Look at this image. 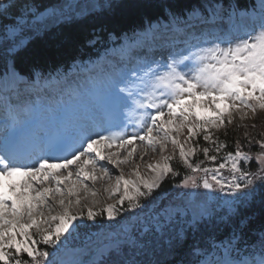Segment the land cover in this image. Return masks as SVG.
Instances as JSON below:
<instances>
[{
	"label": "snow or ice",
	"instance_id": "obj_1",
	"mask_svg": "<svg viewBox=\"0 0 264 264\" xmlns=\"http://www.w3.org/2000/svg\"><path fill=\"white\" fill-rule=\"evenodd\" d=\"M138 6L163 11L168 21L164 31L171 40L167 59H146L109 79L103 86L102 105L67 122L61 118L63 130L39 146L25 143L17 106L10 98L4 101L2 123L10 131L0 144V264H57V246H63L61 237L71 234L70 229L87 227L84 220L95 221L103 214L108 221H116L122 213L135 212L131 218L136 219L147 209L152 227L145 226L141 235L163 234L178 216L187 215L179 205L161 204L162 191H156L165 177L177 175L170 163L177 150L180 162L193 174L185 175L177 187L211 191L215 186L229 196L243 195L223 202L228 215L221 219L231 227L229 238L211 243L210 247L186 249L185 229L181 228L169 240L168 254L178 257L173 264H264V230L259 234V251L253 248L245 252L240 242L247 220L233 219L239 216L236 205L247 200L256 181L264 185V139L255 141L260 150L253 156L254 141L242 124L238 127L245 128L246 143L242 145L237 140L235 151L225 152L218 167H201L190 160L202 151L206 160L216 162L226 144L213 139L211 129L226 128L237 115L244 121L249 113L255 116L264 111V0L251 12L241 13L230 6L229 27L223 33L214 27L223 18V5L207 6L209 16L193 7L186 19L176 10L180 5L147 2ZM78 7L65 2L38 11L33 3L0 0V16L20 10L17 27L8 33L12 39L8 51L15 53L26 46L29 37L24 34L25 27L39 35L44 29L82 19L86 13L76 11ZM90 7L92 11H102L111 5L93 3ZM205 25L212 27H202ZM158 28L159 21L150 23L143 36L155 38ZM36 75L39 79V73ZM0 78L13 83L23 80L11 63L6 64ZM23 111L27 113L29 109ZM131 115L138 118L132 121L128 118ZM129 124H134L131 133ZM201 134L211 148L194 146ZM210 151L216 154L209 155ZM150 153L158 154L160 159L155 163L137 162H144ZM253 159L259 165L256 171L250 170ZM100 161L118 170L114 184L113 174ZM222 169H227L230 178L221 175ZM201 172L205 175H195ZM98 181L106 182L103 191L107 200L115 199V203L103 202L95 188ZM97 206L99 211L95 210ZM196 208L198 211H193L191 220L186 221L191 229L218 228L207 205ZM77 220L81 223L75 224ZM148 243L141 241L136 246L143 250ZM40 244L56 252L37 247ZM115 251L121 254L118 248ZM120 264L140 261L123 260Z\"/></svg>",
	"mask_w": 264,
	"mask_h": 264
},
{
	"label": "rangeland",
	"instance_id": "obj_2",
	"mask_svg": "<svg viewBox=\"0 0 264 264\" xmlns=\"http://www.w3.org/2000/svg\"><path fill=\"white\" fill-rule=\"evenodd\" d=\"M65 1L66 0H60L59 2L53 3L51 6L64 4ZM124 1L126 0H79L74 4V2L71 0V2L69 3L79 5L76 11L85 10L84 12H89L90 14L96 12L91 10L90 6L93 3L101 5H111V7H114L115 5H122ZM130 1L134 3L142 1L146 2L148 0ZM85 2L87 7H84ZM259 3L260 0H255V7L250 9L249 12L256 10L259 6ZM201 4L198 7L205 8V10L200 8L201 12L205 16L210 15L207 6L222 5L216 0H207L202 5ZM81 6L84 8H82ZM108 8L110 7H105L104 9ZM223 9V18L221 19V21H224V25L226 24L225 28H227V26H229L228 13L231 11V9L229 10V12H226L227 8L223 7ZM240 12L242 13L243 11ZM16 14H18L17 18L10 20L11 22L9 24L7 23V21L0 22V55H2L3 57L5 56L6 64L11 63L10 56L12 55V52L8 51V46L12 44V39L9 37L8 33L10 29L17 27L19 23L20 10ZM26 19L28 20V23L31 24L30 17ZM159 23V29L164 30L163 26L167 24L168 21ZM48 29L42 30L40 34L47 31ZM160 33L163 34L162 32ZM24 34L29 37L27 44L36 36H38L36 34H33L31 32V29L28 27H25ZM142 37L143 35L134 33L127 37H122L118 42L115 38L112 37V35H110V42L113 43V46H109L103 52H101L100 57L96 61L88 63L87 66H75L65 74L57 73L53 76V78L50 79H43L41 77H39V79L36 78V80H34L32 84L25 80L24 82L22 80L21 82H23V85L19 86L18 84L16 85L15 83L11 82L8 86L10 89L8 91L9 93H5L2 90V86L5 80L0 78V97L3 99L10 98L11 103L17 106L16 110L19 112L22 119L21 127L24 128V140L26 141L25 143L29 147L31 146L32 140L41 144V142L44 141V136L46 135L49 127H51L53 122L58 123L61 120L62 115H65L66 118L68 117V119H75L76 117L83 115V106H87L88 104V106L93 108V106L96 104V100H99V98H103V86L109 79L116 77L118 73L122 71H129L138 64V61H136L137 59L145 58V56L147 55L145 54V52L147 51L142 49L143 46L140 49H138L139 47L137 46V41L141 42ZM95 38L96 41L100 40L97 34L95 35ZM148 38H151V36H149ZM170 42L171 41H168V43ZM178 47H182V45H178ZM136 48L140 51L138 56H136L137 58H132L136 60H132L130 63H126L124 55L127 54V51H130L131 54L134 55V53L136 52ZM168 51L169 48L167 46L166 53L163 50V53H165L163 57L151 52L155 56H148L147 59H167ZM161 52L162 51H160V54ZM113 61L117 63L116 66H113V64L111 63ZM0 77H3V75H0ZM16 86L19 87V90L24 89L23 93L19 94L20 96L18 95L19 97L17 96L18 89L14 88ZM12 88L14 89L12 90ZM88 91H90L89 93L92 94L87 95L85 92ZM100 94L102 95L101 97ZM66 106L68 108L64 109L66 108ZM23 107H27L29 111L25 113L23 111ZM38 108L43 109V111L40 118H35V114L38 112ZM201 113L204 115H211L203 112ZM255 122L264 123V111H258L255 116L250 113L248 118L244 121H241L237 115L234 118V122L230 125H227L226 128L211 129L213 139H217L218 142L222 141L227 145L226 141L227 139H229L228 136L231 134L230 131H239V134L242 135V133L245 132V128L238 126L242 124L246 125L247 131H249L252 129L251 125H253ZM34 124L36 125L34 126ZM195 145H199L200 147H212L211 144L203 140L202 134L194 141V146ZM258 150L260 149L258 148ZM227 151L230 150L226 146V148L222 149L218 154V159L216 162L206 160L202 151H197L194 156L190 157V160L193 164L200 163L201 167H218L219 163L223 162L222 157ZM169 153H171L170 149ZM214 154L216 153H213L211 151L209 153V155ZM105 163L109 170H112V174L117 173V169L113 168L112 165L107 164L106 161ZM170 163L174 170L177 172V175L171 177L173 181L168 186L169 189L166 192H163V199L160 201V203L165 205L169 203L173 205H179L186 209V216H178L176 219V223L170 228L165 229L163 234L149 232L145 235H141L144 227H152L147 209H145L144 212L141 213L140 216L136 219L131 218L132 216L136 215L135 212H125L121 215H118L116 221H108L106 218V214L98 216L95 221L84 220L83 223L87 225V227H81L76 231H72L70 229L71 234L65 233L61 237L63 246H57L60 249V251L57 253V264H75L76 261H83L84 264H120V262L123 260H138L140 261V264H155L157 261L164 260L166 257H168L169 240L175 233L179 232L181 228L185 229V235L188 233L193 235L195 233V230L191 229L186 221L191 220L193 211H198L196 205H207L208 208L214 213L212 219L222 220V217L226 219L228 215V209L226 206H224L223 202L226 200L239 199L243 195V193H237L235 196H229L226 194V192H221L214 186L211 197L202 187L199 189L177 187L178 184H182L185 175L193 174L180 162L178 150L174 156V159ZM178 167H183V173H181L180 176L178 175ZM258 167L259 165H257L255 159H253V161L251 162L250 170L256 171ZM195 175L199 177L205 174L201 172ZM221 175L230 178V174L227 169H222ZM259 185L260 182L256 181V183L248 193L247 200L244 203L237 204L236 208L248 202L252 197L254 191H256L255 188H257ZM102 199L104 203H115V199ZM95 210L99 211L100 206H97ZM73 211H79V209H74ZM84 211L86 215V209ZM136 212H140V210H136ZM74 223L80 224L81 221L77 220ZM125 229H127V231H125ZM17 239H20V237H17ZM133 240L136 241V244L132 243ZM141 241L150 242L148 243L147 249L142 250L136 246ZM39 246H44V250H47L49 252H56V249L54 248L47 247L42 244L37 245V247ZM117 248L121 253L120 255L116 254L115 249ZM109 249H113V251H108Z\"/></svg>",
	"mask_w": 264,
	"mask_h": 264
},
{
	"label": "trees",
	"instance_id": "obj_3",
	"mask_svg": "<svg viewBox=\"0 0 264 264\" xmlns=\"http://www.w3.org/2000/svg\"><path fill=\"white\" fill-rule=\"evenodd\" d=\"M60 0H19L23 3H33L37 5V10L42 11L44 8L51 7L53 3ZM200 0H148L142 2H131L126 0L121 2L122 5H115L110 9L104 10L99 14H95L91 17H84L72 24H59L56 27H52L42 34L36 36L22 49L11 55V59L17 71L20 74L30 76L36 71L43 74L53 73L57 69H64L69 67L73 62L78 60H84L94 54L96 47L91 46L89 41L95 39V35L100 36L101 42L96 45L106 43L109 33L113 35H121L123 33H130L136 29L144 28L148 22L157 20L160 17H164L163 11L156 8H144L139 7L143 3L152 2L157 4H173L180 5L181 7L176 10L180 14H186L196 4L200 3ZM234 2L236 7L241 10L248 9L253 3V0H224V3ZM19 11L17 9L13 13H9L6 16H0V22L9 24L14 18H17L16 14ZM6 23V24H7ZM6 62L5 56L0 55V68L4 66ZM255 128L247 131L254 143L251 146L253 156L255 152L259 151L258 144L255 141L264 139V123L255 122ZM231 134L227 139V147L230 151H235V142L240 140L242 145L246 143L244 139V133L239 134V131H230ZM227 138V137H226ZM228 150V149H226ZM243 150L248 151L247 147ZM178 175L183 173V167H178ZM178 176V177H179ZM172 176H168L161 184V189L157 192H166L169 189V185L173 181ZM177 177V178H178ZM175 180V179H174ZM256 191L252 194V197L245 204L238 206L237 210L239 216L234 217L237 222L239 219L247 220V227L242 234L241 244L249 246L257 241L259 234L264 230V185H260L255 188ZM155 195V193H154ZM215 224L218 228L213 227L211 229L203 228L196 231L195 234L190 233L185 235V247L186 249L192 246L205 247L211 240L222 241L223 239L231 236V227L228 226L224 220H216ZM203 230V231H204ZM44 246L39 248L44 249ZM148 260V259H147ZM178 257L174 255H168L164 260L157 261L155 264H173L177 261ZM150 261V260H149ZM149 264V263H143Z\"/></svg>",
	"mask_w": 264,
	"mask_h": 264
},
{
	"label": "bare ground",
	"instance_id": "obj_4",
	"mask_svg": "<svg viewBox=\"0 0 264 264\" xmlns=\"http://www.w3.org/2000/svg\"><path fill=\"white\" fill-rule=\"evenodd\" d=\"M224 22V21H223ZM222 21H221V19H219L218 21H217V23H216V25L214 26L215 28H217L218 30H220L221 31V33H223V32H226L227 30H228V27L229 26H227V28H225V25H224V23H223ZM226 22V21H225ZM202 27H212L211 25H205V26H202ZM143 41H146V42H148L149 44H147V46H144V47H142V49L143 50H146L147 52L146 53H148V51H150V52H152V53H154V54H156L157 53V50H159V49H163V50H165V48H166V45L164 44L163 46H161V42H153V40H151V38H148V37H146V38H144L143 39ZM143 43H145V42H143ZM158 43V44H157ZM171 43V42H170ZM156 44V45H155ZM157 49V50H156ZM137 51H138V53H135V55L136 56H138V54H139V50L137 49ZM160 53V52H159ZM136 56H134V55H129V54H127L126 55V58H125V60H126V62H128V61H130L132 58H134V57H136ZM137 58V57H136ZM144 59L145 58H139V59H137V61L138 62H142V61H144ZM111 63H113V64H116V62H111ZM9 80H5V82H4V89H3V91L5 92V93H9L8 91L9 90H7L6 89V87H7V85H9ZM101 83V82H100ZM74 88V87H73ZM94 89V88H93ZM92 89V90H93ZM13 90V89H12ZM72 90V89H71ZM70 90V91H71ZM90 90V89H89ZM97 91V90H96ZM86 94H87V92H85ZM94 93V92H93ZM97 93V92H96ZM100 93V92H99ZM3 94V93H2ZM89 94H92V93H89ZM95 94V93H94ZM100 96H102L101 94H100ZM86 97V96H85ZM99 97V96H98ZM103 97V96H102ZM82 99V98H81ZM6 100V98H1L0 97V144H2L3 143V141H4V139H5V137L9 134V129H7L4 125H3V123H2V121H3V111H4V108H5V103H4V101ZM20 100V99H19ZM82 101H84V100H82ZM22 102V101H21ZM37 102V101H36ZM82 103V102H81ZM80 103V104H81ZM189 103H191V101H189ZM29 104V103H28ZM103 104V100H96V105L94 106V107H99L100 105H102ZM93 105V104H92ZM68 106V105H67ZM66 106V108H64V109H67L68 107ZM87 106H88V104H87ZM21 107V106H20ZM31 107V106H30ZM220 107L221 108H223L224 107V105L223 104H221L220 105ZM24 108V107H23ZM83 108H85V107H83ZM92 108V107H91ZM91 108L90 107H87L85 110H91ZM84 110V109H83ZM38 112L35 114V118H40L41 117V113H42V111H43V109H41V108H38V110H37ZM198 111H200V112H203V113H206V114H211V113H209V112H205L203 109H198ZM66 112H67V110H66ZM85 112V111H84ZM250 114V113H249ZM54 118V117H53ZM61 118H65V121L67 122V120H69L68 119V117L66 118V116L65 115H62V117ZM129 119H131V118H135V119H137L138 118V116L137 115H131V116H129L128 117ZM20 119H21V117H20ZM21 121H22V119H21ZM36 124H34V126H35ZM134 127V126H133ZM133 127H131L130 125H128V131H129V133H131V130L133 129ZM63 130V124H61V120L58 122V123H56V122H53L52 123V125H51V127L49 128V130L47 131V133H46V135H45V137H44V139L46 140V139H50V138H53V137H55L58 133H60L61 131ZM26 142V141H25ZM42 143V142H41ZM40 145V143H38V142H35V141H31V146L30 147H32V146H39ZM169 149L171 150V145H169ZM160 159V157H159V155L158 154H152V153H150L147 157H145V161L144 162H140L139 160H137V162L138 163H155V162H157L158 160ZM100 163L101 164H104V165H106V163H105V161H100ZM145 169L142 167L141 168V171L143 172ZM112 170L110 169V172H111ZM128 171V168H127V166H125V172H127ZM112 173V172H111ZM114 173V172H113ZM119 174V172H118V170H117V173L116 174H113L112 175V181H111V183H115V176L116 175H118ZM87 183L90 185V186H92V182L91 181H87ZM106 186V182H97L96 183V185H95V188L96 189H98L99 190V193H100V197L101 198H107V194L106 193H104V191H103V189H104V187ZM63 187V186H62Z\"/></svg>",
	"mask_w": 264,
	"mask_h": 264
},
{
	"label": "flooded vegetation",
	"instance_id": "obj_5",
	"mask_svg": "<svg viewBox=\"0 0 264 264\" xmlns=\"http://www.w3.org/2000/svg\"><path fill=\"white\" fill-rule=\"evenodd\" d=\"M72 1H73L74 4H75L76 1H79V0H72ZM83 1H84V0H83ZM61 2H62V1H61ZM65 2H71V0H66ZM65 2H64V3H65ZM84 4H85V6H84V5H83V6H84V7H87V6H86V2H85ZM81 7H82V6H81ZM84 7H82V8H84ZM84 11H85V10H83V12H84ZM96 12H97V11H96ZM85 13H86V12H85ZM94 13H95V12L89 14V12H87L86 15H84L83 17L88 16V15H91V14H94Z\"/></svg>",
	"mask_w": 264,
	"mask_h": 264
}]
</instances>
